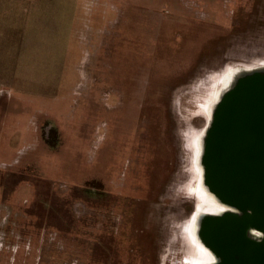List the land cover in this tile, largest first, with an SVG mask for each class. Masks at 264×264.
I'll use <instances>...</instances> for the list:
<instances>
[{"label":"rangeland","instance_id":"rangeland-1","mask_svg":"<svg viewBox=\"0 0 264 264\" xmlns=\"http://www.w3.org/2000/svg\"><path fill=\"white\" fill-rule=\"evenodd\" d=\"M258 68L264 0H0V264H212L209 131Z\"/></svg>","mask_w":264,"mask_h":264},{"label":"water","instance_id":"water-1","mask_svg":"<svg viewBox=\"0 0 264 264\" xmlns=\"http://www.w3.org/2000/svg\"><path fill=\"white\" fill-rule=\"evenodd\" d=\"M235 79L214 115L203 166L208 191L239 212L198 218L197 238L212 264H264V69Z\"/></svg>","mask_w":264,"mask_h":264},{"label":"bare ground","instance_id":"bare-ground-1","mask_svg":"<svg viewBox=\"0 0 264 264\" xmlns=\"http://www.w3.org/2000/svg\"><path fill=\"white\" fill-rule=\"evenodd\" d=\"M237 76L238 75H235V78H237ZM229 83V82H228ZM228 83L225 85V86H227L228 85ZM200 148H201V146H200ZM199 167H200V169L202 170V164H200L199 165ZM200 187H204L203 185L202 186H200ZM202 190V189H201ZM203 191L204 192H206L207 193V191H206V189H203ZM211 196V195H210ZM212 198H209L208 197V199H206L207 197L205 196V194H203V198H204V201H205V203L206 204H209L210 205V207H209V209H206L205 211H207V212H211V213H218V212H221L222 210H224L223 208H220L219 207V205H215L214 204V201L212 200L214 197L213 196H211ZM215 199V198H214ZM208 205V206H209ZM198 228H199V221H198V219L196 220H194L193 221V225L192 226H190V229H189V232L191 233V236L194 238V240H195V238L197 237V234H198ZM196 236V237H195ZM200 243V242H199ZM166 253V252H165ZM204 257L205 258H208L209 259V254H207V252H205L204 251ZM206 260V259H205ZM207 261V260H206ZM199 264H200V262H199Z\"/></svg>","mask_w":264,"mask_h":264}]
</instances>
